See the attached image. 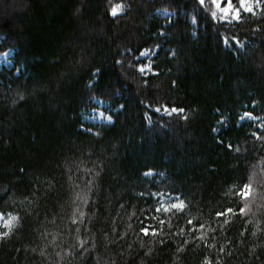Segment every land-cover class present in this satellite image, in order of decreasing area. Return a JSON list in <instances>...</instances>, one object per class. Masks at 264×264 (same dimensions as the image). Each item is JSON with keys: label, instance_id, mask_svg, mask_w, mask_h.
<instances>
[{"label": "trees", "instance_id": "1", "mask_svg": "<svg viewBox=\"0 0 264 264\" xmlns=\"http://www.w3.org/2000/svg\"><path fill=\"white\" fill-rule=\"evenodd\" d=\"M115 1L128 3L0 0V49L15 53L0 72V212L22 216L0 264H264V223L241 235L233 194L264 171V136L238 121L264 119V0L228 29L198 0H131L110 16ZM92 92L122 104L98 136L80 128ZM161 102L183 113L148 122ZM149 169L186 210L155 212Z\"/></svg>", "mask_w": 264, "mask_h": 264}, {"label": "clouds", "instance_id": "2", "mask_svg": "<svg viewBox=\"0 0 264 264\" xmlns=\"http://www.w3.org/2000/svg\"><path fill=\"white\" fill-rule=\"evenodd\" d=\"M132 7L131 0H128V3L125 7L120 9L121 12H125L130 10ZM108 14L111 16L113 13L111 9L108 10ZM24 98V97H21ZM23 171V169H21ZM151 171V170H149ZM232 188L233 185L230 184L228 186ZM239 201V208L236 209L234 214L240 215L242 218H245V228L241 230V235L246 232L247 225L251 223L253 225L251 236L256 238L258 233L260 232V224L264 223V171H258L257 176L253 179L250 175L246 174L241 183L236 186V190L233 193ZM10 219L13 220L12 223H6L3 225L4 231L0 232V240L9 238L13 234V229L20 227L22 223V216L20 212H10L7 214ZM135 215L133 212L128 220L131 221V217ZM5 217L4 212H0V219ZM195 217H193L194 219ZM54 219V218H53ZM228 221L225 220L224 223ZM207 223V221H205ZM132 224L129 223L127 228H131ZM77 229V234H78ZM142 231V230H141ZM55 238V237H54ZM141 246H143V240L140 241ZM163 243V241H161ZM259 244H252L251 251L255 252L259 247ZM131 247V245H129ZM223 250V249H222ZM150 251V250H149ZM208 257H205V264H207Z\"/></svg>", "mask_w": 264, "mask_h": 264}, {"label": "rangeland", "instance_id": "3", "mask_svg": "<svg viewBox=\"0 0 264 264\" xmlns=\"http://www.w3.org/2000/svg\"><path fill=\"white\" fill-rule=\"evenodd\" d=\"M200 3L202 4H207L212 8V16L213 19L215 20V22H223L222 20H228V21H239L242 17L243 13H247L249 12L252 8L255 9L256 11V5L253 2V0H199ZM126 3L125 2H113L112 4V13L114 14V16L116 15H120V14H124L125 12H121L120 9L122 7H125ZM223 27V26H222ZM225 28V27H224ZM227 34L228 32H224L223 36ZM224 39V38H223ZM226 42V41H224ZM142 55L146 56V64L142 67L139 68V72H143L145 74V76L147 74L153 75L155 74V70L153 68V64L155 63L153 60V57L156 55V50L147 47L146 50H144L142 52ZM3 59H7L6 56L2 57ZM161 102L160 104H148V111L145 112L146 115H151L153 112H158L161 115H166V114H171L173 112H178V111H182L178 109H174L171 107L174 106H169L165 103ZM105 104L102 106H99V112L100 113H105V111H107L106 109L108 107L105 108ZM176 107V106H175ZM248 112H246L245 110L242 111L241 113V118H243L244 116H246ZM84 117V116H83ZM86 119L89 120H95L92 116H86ZM114 123L113 120H111L110 118H108V120L105 121V125H101L100 127L97 126L92 132H87L90 134H94L95 136H98L100 134V132L105 128V126L108 125H112ZM145 171V170H144ZM143 171V172H144ZM166 206H163L162 204L158 203L157 204V209L159 211L165 209ZM172 207H179V205L172 204ZM10 218L8 216L4 217L3 220H9Z\"/></svg>", "mask_w": 264, "mask_h": 264}, {"label": "bare ground", "instance_id": "4", "mask_svg": "<svg viewBox=\"0 0 264 264\" xmlns=\"http://www.w3.org/2000/svg\"><path fill=\"white\" fill-rule=\"evenodd\" d=\"M154 218H155V215H154ZM156 220V219H155Z\"/></svg>", "mask_w": 264, "mask_h": 264}]
</instances>
